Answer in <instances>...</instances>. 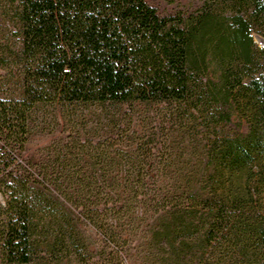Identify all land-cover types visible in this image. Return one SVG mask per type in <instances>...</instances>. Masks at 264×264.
I'll use <instances>...</instances> for the list:
<instances>
[{"label": "trees", "instance_id": "16d2710c", "mask_svg": "<svg viewBox=\"0 0 264 264\" xmlns=\"http://www.w3.org/2000/svg\"><path fill=\"white\" fill-rule=\"evenodd\" d=\"M197 1L0 0V264H264V0ZM39 106L103 112L99 173L19 161Z\"/></svg>", "mask_w": 264, "mask_h": 264}, {"label": "rangeland", "instance_id": "374dc122", "mask_svg": "<svg viewBox=\"0 0 264 264\" xmlns=\"http://www.w3.org/2000/svg\"><path fill=\"white\" fill-rule=\"evenodd\" d=\"M147 2L162 16L186 14L200 4L197 0H147ZM10 31L8 22L0 11V50H4L6 54L17 42ZM254 41L264 52V39L254 36ZM7 63V57L5 61L0 60L2 99L10 98L19 91L17 70ZM262 74L264 75V66ZM137 110L139 113L137 119L143 122V125L150 120L155 124L159 118L157 114L159 109L141 107ZM103 115V112L91 107H79L63 112L60 108L39 106L31 115L30 132L19 161L34 170L46 169L50 174L53 173V167L57 168L59 164H64V159L69 161L66 165L72 166L74 170L84 168L85 164L90 170H100L99 165L96 166L94 163H97L96 154L103 150L106 141L107 129ZM161 134V131H157L159 137ZM160 141L161 139L157 142L161 145ZM88 234L93 236L91 231Z\"/></svg>", "mask_w": 264, "mask_h": 264}]
</instances>
